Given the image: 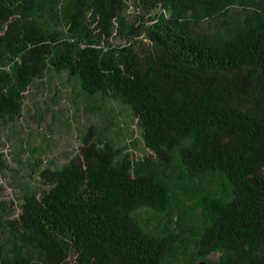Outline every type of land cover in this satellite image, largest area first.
I'll use <instances>...</instances> for the list:
<instances>
[{
  "label": "trees",
  "instance_id": "trees-1",
  "mask_svg": "<svg viewBox=\"0 0 264 264\" xmlns=\"http://www.w3.org/2000/svg\"><path fill=\"white\" fill-rule=\"evenodd\" d=\"M201 261L264 264V0H0V264Z\"/></svg>",
  "mask_w": 264,
  "mask_h": 264
},
{
  "label": "rangeland",
  "instance_id": "rangeland-1",
  "mask_svg": "<svg viewBox=\"0 0 264 264\" xmlns=\"http://www.w3.org/2000/svg\"><path fill=\"white\" fill-rule=\"evenodd\" d=\"M42 98V97H41ZM95 112V111H94ZM38 114V112H37V110H32L30 113H28V117H27V120L24 122V124H25V126H26V128H28V129H32V130H36L35 128H34V126H35V124H36V115ZM92 118L93 119H95V115L94 114H92ZM81 119H85V117L84 116H82V118ZM46 121H50V116H47L46 117ZM46 125V122L45 123H43V126H45ZM30 127H32V128H30ZM72 137V136H71ZM74 145L75 144H77V142H73V140L74 139H72V138H69V137H67ZM9 147H11L10 145H7V149L9 148ZM52 155V154H51Z\"/></svg>",
  "mask_w": 264,
  "mask_h": 264
},
{
  "label": "water",
  "instance_id": "water-1",
  "mask_svg": "<svg viewBox=\"0 0 264 264\" xmlns=\"http://www.w3.org/2000/svg\"><path fill=\"white\" fill-rule=\"evenodd\" d=\"M197 264H207V262H205V261H201V262H199V263H197Z\"/></svg>",
  "mask_w": 264,
  "mask_h": 264
}]
</instances>
